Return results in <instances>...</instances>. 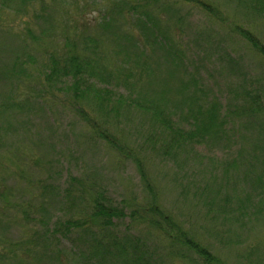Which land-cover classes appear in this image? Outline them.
<instances>
[{
  "label": "trees",
  "instance_id": "16d2710c",
  "mask_svg": "<svg viewBox=\"0 0 264 264\" xmlns=\"http://www.w3.org/2000/svg\"><path fill=\"white\" fill-rule=\"evenodd\" d=\"M207 1L109 0L105 5L108 8L100 11L98 18L90 19L78 8L72 14L64 7L55 15L50 0H0V34L20 46L10 65L2 70L12 84L6 106L15 110V116L9 122L23 117L25 124L18 121L16 125L30 133L32 122L49 117L47 129L52 135L57 123L51 119L56 113L53 110L68 113L83 128L76 138L92 146L103 142L121 160H130L145 188L141 200L119 203L98 184L96 176L68 174L63 181L67 168L61 152L53 159L57 164L53 166L34 151L19 150L12 158L16 170L8 176L33 189L32 196L23 203L11 201V193L6 198L7 177L3 176L0 198L7 212L16 208L15 214L23 221L35 224L37 228L27 238L32 241L43 235L45 250L58 258L59 264H68L65 248L78 264H164L150 249V237L141 231L134 234L130 226L124 231L117 228V221L127 217V210L132 227L141 226L148 234L166 239L170 249L176 245L205 264H222L210 247L183 228L175 212L163 204L151 177L154 160L173 171L179 202L188 205L202 221H208L219 241L223 235L230 236L231 241L235 230L258 220L257 215L264 216V170H255L261 164L264 167V157L253 153L264 150V121L260 122L264 118V91L240 80L241 90L229 91L227 105L220 97L219 101H203L195 94V89L200 90V75L187 56V49L194 53V49L206 46L212 59L231 67L237 63L236 57L225 42L235 36L248 42L264 59V43L246 26L247 22L254 28L264 24V0H236L237 11L231 17L237 23L227 20L218 4ZM104 2L97 0L96 5ZM178 4L200 10L223 27L220 31L225 37L184 26L188 16L181 12L176 18L177 12L169 15V9H164ZM163 14H168L166 22L176 28L161 27ZM91 23H96L95 33L87 29ZM188 35H193L199 45L189 42ZM110 42L124 50L119 62L108 59ZM162 65L166 67L163 81L156 84L160 98L146 96L141 86ZM175 81L179 87L172 86ZM122 86L126 94L114 91ZM60 93L66 97L62 99ZM169 93L173 97L170 103L166 98ZM52 101L56 103L54 108ZM239 112L257 125L251 148L245 150L249 153L225 164L198 152L210 140L227 139L228 133H234L228 139L237 144L240 133L229 127ZM138 118L147 121L140 123ZM48 141L51 152L45 156L55 150ZM32 200L60 211L45 218L47 208L41 211ZM38 227L41 233L35 232ZM0 239L2 246L11 244L4 237Z\"/></svg>",
  "mask_w": 264,
  "mask_h": 264
},
{
  "label": "rangeland",
  "instance_id": "374dc122",
  "mask_svg": "<svg viewBox=\"0 0 264 264\" xmlns=\"http://www.w3.org/2000/svg\"><path fill=\"white\" fill-rule=\"evenodd\" d=\"M97 0H67L64 6L63 0H50L52 7L56 9L55 15H59L60 11H64V7L69 9L74 14L77 8L80 11L87 13L90 19L99 17V12L103 11L109 0H105L104 4L97 6ZM112 2V0H110ZM236 0H208L212 5H219L224 17L232 23H237L235 20L234 13L236 9ZM184 4L175 5V7H163L168 10V14L172 15L175 12L176 18L180 16V13L184 16H188L187 21L184 20L183 25L201 28V30H208L217 32L221 37H225L224 32L220 31L223 28L221 25L216 24L213 20L209 19L204 13L198 9H193V6H187ZM167 11V10H166ZM90 14V15H89ZM167 14V15H168ZM167 15L163 14L161 24L162 28H176L171 23L166 22ZM183 16V17H184ZM243 19V18H242ZM240 19V23H245ZM166 22V23H165ZM246 25L251 29L260 42L264 43V24H260L255 28L251 26V22H247ZM96 23L89 25V32H96ZM174 32V30L172 31ZM188 41L192 44L199 45L196 38L193 35H188ZM14 42V43H13ZM108 50L111 48V53L108 54V59L111 62H119L124 57V50L118 48L117 44L110 42ZM226 48H229L236 57V64L229 67L223 64L221 61L212 59L210 53H206V46L204 49L198 48V50L188 52L187 56L189 63L192 64L193 69L200 75L199 76V88L195 89V94L203 101L215 100L221 98L222 104L227 105L226 100L228 99L229 91L241 90L240 80L250 81L252 85L258 89L264 91V59L258 52H256L248 42L241 40L239 37H231L230 41L225 42ZM191 47V44H188ZM115 50H119L118 53H114ZM20 46L16 41L7 38L5 35L0 34V178L7 177L6 198L8 194L11 201L16 200L17 202H26L28 197L32 196L33 189L28 186L22 185L21 183L14 181V179L8 176L16 169L12 165V160L16 158V154L19 150L25 152L34 151L45 161H50L49 164L57 166L56 154L62 153L63 164H65L67 170H64L65 180L68 179V174H83L86 176H96L98 184L104 187L108 191V195L114 198L117 202H123V200L129 201L131 204L136 200H141L144 196V186L136 166L130 160H121L117 157L112 150L108 148L103 142L95 145L85 142L82 138H76L75 136L83 132V128L78 124L68 113H59L58 109H54L55 114H51V119L57 121L53 125L54 130L52 135L48 133V124H50L49 117L37 118L31 123L33 127L30 133L26 132V128L23 126L16 125L18 121L24 122V118L20 117L15 122H9L15 116V110L10 106H6L9 101L10 93L12 92V84L5 77L2 72L7 66L10 65L16 53H19ZM204 52V54L202 53ZM166 71L165 65L159 66L155 70V74L150 78V81L141 86V90L146 96L154 95L156 98H160L159 91L156 87L157 80L163 81V74ZM194 72L195 74H197ZM197 85V84H196ZM256 85V86H255ZM173 87H179L178 81L172 84ZM201 88L203 90H201ZM122 86L114 88L115 92L121 91L126 94L128 91ZM62 99L66 97L63 93H60ZM188 94V93H187ZM180 99V95H177ZM168 102H172L173 97L169 93L166 96ZM67 99V98H66ZM166 102L165 104H168ZM51 107L54 108L55 102L52 101ZM28 107V106H27ZM52 108V109H53ZM246 115V114H245ZM244 113H238L235 116L234 121L230 125V130H235L240 133L237 144L231 143L228 137L234 136V133H228L227 139H214L210 140L209 144L204 147H199L198 152L206 154L215 161H222L225 164L231 162L236 156L242 157L249 153L245 151L246 148H251L253 136H255L256 123L251 122L245 118ZM138 121L146 123L147 120L138 118ZM264 118L260 120L263 122ZM180 122V121H179ZM259 122V123H260ZM25 124V122H24ZM187 126V125H186ZM75 129L74 132L70 130ZM12 130V132H11ZM60 130V133H58ZM40 136V137H39ZM74 137V138H72ZM50 144L53 145L55 150L45 156L44 153L48 154L51 148ZM236 141V140H235ZM242 148L244 150H242ZM57 149V153H55ZM41 152V153H38ZM55 153V154H54ZM256 156L264 157V150L253 152ZM14 158V159H12ZM153 162V161H152ZM152 168V180L154 184L158 186L161 194V200L169 211H174L177 219L183 223V228L190 231L199 237L206 246L210 247L212 253L222 264H264V216L260 217L257 215L258 220L248 222L244 228L235 230L236 233L230 236L223 235V238L219 241L215 236V232L210 227L208 221H202L199 216L194 213L195 211L189 210L188 205H184L179 202L180 190L176 188V180L173 178V171L169 168H165L161 161L154 160ZM6 165H5V164ZM233 171H242L241 169L232 168ZM255 170L259 173L264 170L263 165L256 167ZM5 171H8L5 172ZM232 182V180L230 181ZM1 188V186H0ZM8 200V199H7ZM9 202V200H8ZM37 207L42 211L45 209L44 217L55 216L59 210L56 206H46L36 202ZM12 205L9 202V206ZM4 200L0 198V237H4L5 240H10L11 244L7 246L0 245V264H59L58 258L49 255L45 250L43 235L39 236L32 241L27 237L31 234L32 230L37 227L32 222L27 223L23 221L22 217L18 214L16 208L12 209V212L5 210ZM127 217L124 220L117 221V228L119 230H126L128 226L131 227V232L138 234L142 232L145 236L150 237V249L156 251L159 255L160 261L164 264H205L198 256L186 252L180 251L179 248L174 245L172 249L169 248V243L165 239H161L154 234H148L141 226L132 227L131 219L129 217V210ZM62 216V215H61ZM203 230V234L201 232ZM210 230V231H209ZM41 233L40 227L35 231ZM34 232V233H35ZM34 233L32 235H34ZM26 235V236H25ZM204 236V239L201 237ZM27 238V239H26ZM2 239V238H1ZM0 239V240H1ZM152 240V241H151ZM65 253L68 254L65 259L68 264H78L77 259L65 248ZM65 261V260H64Z\"/></svg>",
  "mask_w": 264,
  "mask_h": 264
}]
</instances>
